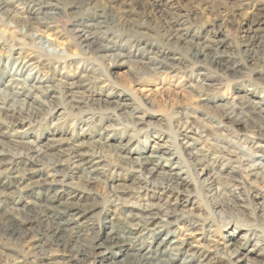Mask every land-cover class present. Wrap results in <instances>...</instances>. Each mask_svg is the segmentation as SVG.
Segmentation results:
<instances>
[{
    "label": "rangeland",
    "instance_id": "1",
    "mask_svg": "<svg viewBox=\"0 0 264 264\" xmlns=\"http://www.w3.org/2000/svg\"><path fill=\"white\" fill-rule=\"evenodd\" d=\"M0 5V79L5 75L6 81L11 72L18 73L23 62L31 61L36 66L34 77L45 79L44 85L52 89L36 93V101L26 99L32 105L29 117L25 115L27 106L21 112H0V132L31 131L29 145L13 136L1 138L0 151L6 155L3 157L17 155L26 162L28 156H36L40 171L32 179L24 176L19 185L10 180L4 189L0 188V221L6 223L5 229L15 221H33L21 226L31 230L28 235L22 234L24 239L3 237L0 232V264H78L69 260L72 254L47 241L46 236L34 240L33 234L44 230L46 221L41 212L34 210L28 216L24 213L55 191L47 190L39 181L51 179L53 170L48 163L62 155L53 151L33 153V148L48 138L60 150L75 139L83 144L82 152L93 151L99 157L104 169L100 176H89L81 171L72 175L70 168L61 167L55 179L65 177L63 181L68 186L62 189L63 197L51 205L76 203L85 208L78 219L80 233L63 232L61 243L64 240L74 248L84 246L97 232L86 231L87 224L96 227L112 218V223L120 226L129 222L125 205L155 204L175 212L167 220L168 231L196 247L193 251L199 248L192 264H246L228 252L236 247L233 245L246 242L239 250L242 258L257 241L262 242L261 254L249 255L252 263L248 264H264V183H253L252 176L249 181L242 179L238 168L242 164L243 168L251 166L264 173V156L259 158L264 137L257 135H264V113H258L252 104L258 101L264 107V0H0ZM177 28L189 32L187 40L193 35L194 43L217 41L224 52L223 59L235 71L226 72L202 57L194 59L189 51L193 44L167 40L165 36ZM79 30L90 31L99 44L112 49L100 55L88 51L78 38ZM252 35L258 37L253 48L244 47ZM164 53L172 58L167 59ZM164 61L169 68L161 66ZM238 108L243 112L241 116ZM227 109L239 114L243 121L236 124L223 118ZM23 118L26 122L22 125L19 121ZM140 119L141 125H131ZM186 123L195 128L189 134L192 147L183 150L180 145ZM103 128L115 132L116 139L110 147H96L89 142L88 138ZM127 137L134 140L131 148H137V153L156 143L178 150L188 176L182 189L189 201L183 196L176 203L168 194L148 190L152 182L165 179L167 167L151 174L148 169L126 162L121 157L129 153L118 151L116 145L129 140ZM243 137L249 140L247 144L241 140ZM257 142L259 149L255 148ZM223 146L233 148L237 158L226 156ZM28 147L32 148L30 154L26 152ZM197 157L205 162L193 169ZM228 158L233 162L227 163ZM223 164L227 169L234 168L232 177L243 181L236 193L230 192L235 185L233 178L218 179L215 175ZM204 166L212 169L197 176ZM252 192L258 197H253ZM165 201L171 205L166 206ZM156 241L143 234L130 246L122 245L130 253L141 254L155 248ZM33 254L47 258L33 263ZM120 257H111L103 264L135 262L133 256L124 262L119 261Z\"/></svg>",
    "mask_w": 264,
    "mask_h": 264
},
{
    "label": "bare ground",
    "instance_id": "2",
    "mask_svg": "<svg viewBox=\"0 0 264 264\" xmlns=\"http://www.w3.org/2000/svg\"><path fill=\"white\" fill-rule=\"evenodd\" d=\"M42 2H44V1H42ZM47 4H49V3H47ZM0 7H1V5H0ZM5 12H7V11L5 10ZM44 13H45V11H44ZM2 18H3V16H2ZM46 20H47V18H46ZM98 25H99V23H98ZM88 27H90V26H88ZM88 27H86V29H89ZM82 31H80V30L77 31V34L80 33V34H78V38H80V40L83 44L82 47L86 48L88 51H93L94 54L100 55L103 53H107L112 49L111 47H109L107 45L99 44L97 42V38L95 36H93L91 33H89L90 31H87V30H85L83 32ZM183 31H184V29H182V28H177L175 30L172 29L171 33H168L167 36H165V35L164 36L167 37V40H170V41L174 39V40H176V42H184L185 44L187 43L189 45L193 44L190 47L189 51H191L192 57L194 59L202 57V58L206 59L209 63L221 68L222 70H224L226 72L228 71L229 73H233L235 71V67L229 66L230 64L228 65V60L223 59V58H225L224 57L225 55H224V52L222 50H220L221 46L219 43H216L217 41L212 42V43H206L204 45L201 44V42L200 43H194L195 37H193V35H191L192 37H189V40H187V38H185V37L189 36V32H187V31L183 32ZM35 37H36V35H35ZM256 40H258V37L256 35H252L251 37H247V41L245 42L244 47L252 49ZM203 41H205V40H203ZM262 49H263L262 52L264 53V47ZM249 52L250 51L248 50L247 53H249ZM164 55L169 60L172 58L167 53L166 54L164 53ZM252 55H254V54H252ZM120 57L122 58V56H120ZM252 58H253V56H252ZM150 61H152V60H150ZM0 62H1V58H0ZM30 62L29 63L23 62L22 65L20 66V68L18 69L19 71H17L18 73L15 74V73L11 72L10 77H8V79L6 81L4 80L5 75L0 79V112H4V115H5V112H7V114H8L10 112L13 113L16 110L18 112H21L22 110H24V107L27 106L26 109H28V110H26L25 115H26V117H29V114L30 115L33 114L32 110H30L32 105L28 104V102H26V99L29 98L31 102L36 101V97H35L36 93H40L41 90H44L46 92L47 91L50 92L52 90L50 86L44 85L45 79L43 80V79L37 78L36 76L34 77L33 71H34V69L36 70V66H34L35 65L34 62L33 63L32 62L30 63ZM161 66L162 67L166 66L169 68L170 65H168V63L166 64L164 61V62H162ZM25 70L27 73L26 74L22 73ZM71 101L74 102L75 100L72 99ZM252 104H254V108L258 113H264V107H263L262 103H260L258 101H254ZM121 106L122 105L119 104V107H121ZM240 110L241 109H239V111ZM36 111H38V110H36ZM228 111L224 112L223 118H225L226 120H228L230 122H234L236 124H240L243 121V119H241V117H240L243 113L242 110L239 112L240 116H239V114H237L231 110H228ZM24 120L25 119L23 118L22 120H20V121L18 120V121L20 122V124H22V123L26 122ZM142 121L143 120L140 119V121H138V122H132L131 125L133 127L134 126L136 127L138 125H141L143 123ZM84 123L87 124L88 128L91 127L90 122L85 121ZM193 126L194 125H191V126H190V124L188 125V123H186V126H183L184 129L182 130V132H185V133L182 134V143L180 145L183 147V150L189 149L192 147V144L189 141V139L190 140H192V139H191V136L189 134H191V133L193 134L194 128H195V127L193 128ZM111 130L112 129L103 128L102 130H100V132H97L96 135L89 137L88 138L89 142L91 144H95L96 147H110L111 141L116 139L115 138V132H113ZM30 132L31 131H28L27 129L20 131V132L17 131V132H12V133H7L5 130H3L2 132H0V143L2 142L1 138L5 137V135H6V136H13L14 138L20 139V140L23 139V141H21L20 143L24 144V145H29V141H27V140H28V138H31ZM257 133H258L257 134L258 136H260L262 138L264 137L262 132H257ZM71 134H72L71 136H73V133H71ZM241 140L246 144L249 142L247 137H243V138H241ZM262 140H264V139H262ZM133 141L134 140L131 138L129 140H126L124 143L116 145V149L118 151H122V152L125 151V152L129 153V155H128V153H125L128 156H126V155L122 156L121 155L122 159L126 160V162H128V163H132V166L137 167L139 169H144V168L146 170L148 169V171H150L151 174L156 173L157 169H159V168L163 169V167H167V169L165 170L166 174H164L165 179L162 181L152 182V184L148 187V190L152 191V192L155 191V192L161 193V194H168V198H171V199L174 198V202L176 201V203L183 196L187 198V201H189L190 197L187 196L188 195V194H186L187 192H185L182 189L184 187V185L186 184V182H188V176L186 174L185 167L181 166V163H182L181 157L182 156L177 152L178 150L173 151L172 149H170V147H168L164 144L156 143V144L152 145L149 149L137 153V150H138L137 148H135V147L131 148ZM9 142H12L13 144L19 143V142H17V140H10V139H9ZM258 144L259 143L257 142V144L255 146L256 149H259ZM82 145H83L82 143L76 142V140L74 139V142H72L70 145H65L60 150L57 148L54 141L52 139L48 138L47 140H45V143L38 144V146H36V148H33L34 155H38L40 153H48L50 151H53V153H59V155H62L61 157L57 158L56 160H51V161L49 160L50 162L48 163V165L53 170V174H51V179H47V178L43 179L42 178L43 180L39 181L41 186L45 187L47 190L52 188L53 190L55 189V191L53 192L52 195H48L44 199V201L41 202L43 204H41V203L35 204L32 208L27 207V208H31V209H28L27 211L24 212L27 216L29 214H31V212L34 210L38 213L41 212L40 214H41L42 219H44V221H46L45 226H44V230L39 231L35 235L33 234V236H32L33 239L38 240V239H40V236H46L48 238L47 241H51L53 243L55 242L57 244V245H55L56 247H61L63 250H67L70 254H72L71 256H69V260L74 261L78 264H96V263L103 264L104 262L110 261L111 257L116 258L118 256H121L119 258V261H121V262H124V261L128 260L131 256H133L134 261H135L133 264H192L191 262L194 261V258H196L195 254L198 253L199 248L196 249L197 251L196 250L193 251L196 247L194 248V246L189 245L188 242L178 239L177 236H175L170 231H168L170 223L167 220L171 216H174L175 212L173 211V209H167L166 207L163 208V206L161 207V206H159V205L157 206L155 204H153L151 206H147V205L141 206L138 204H137V206H134V203H133V205L132 204H129L127 206L125 205V208L129 209V211H126L128 214L125 216L126 218L129 219V222L124 223L120 226H116L115 224H113L112 218L111 219L110 218L109 219L103 218L104 220L99 225H97L96 227L93 224H91V225L87 224L85 226L86 231L89 229H91V230L97 229L96 230L97 232H96V234H94V236L92 235L93 237H91V238H89V240H87V243L84 246L81 245V246L74 248V247L70 246L64 240L62 243L60 242V238H62V234L65 231L74 230L75 233H77V232L80 233L81 225L78 224V219L85 213V208L78 206L79 204L76 205V203H74V204L65 203V205H64L62 202H59L56 205L57 207L51 205V204H53L54 201L59 200L61 197H63L62 189H63V187L68 186L63 181L65 179V177L63 178V180L61 179V181L56 180L55 178H57L60 175V172H61L60 170L63 169L65 166L67 168H70L72 175L76 174L77 171H81L84 174H88L89 176L90 175L91 176L92 175L93 176H100L104 171L103 167L100 166L102 161L99 159V157L97 155H95V153L93 151H90L89 153L82 152L81 151ZM229 146H231V144ZM221 149L224 151L225 155L228 154L230 156L232 155V156L236 157V153L233 151V148L229 149L227 146L226 147L223 146ZM31 150H32V148L28 147L26 149V152L28 154H30ZM261 151H262V154L259 156V158H263V156H264V150H261ZM132 153H134L136 156L131 157ZM197 154L198 153H195L194 155H197ZM3 155L6 156L5 151L1 150L0 151V188L4 189L6 183L10 184V180H15L19 185L25 177L27 178V180L32 179V178H35V176L40 173V171L38 169L39 167L37 168L38 164L35 161L36 156H28L29 160L25 162L23 160H20V157H18L17 155H16V158H9V157L7 158V157H3ZM217 159L218 158L216 156L214 158V160L216 161ZM230 159L231 158H228L225 160L227 163L233 162ZM237 161H238V159H237ZM195 162H196V164L193 165V167H194L193 169L204 165L203 162H205V161H203L202 159H199L197 157L195 159ZM241 165L238 166V168L241 170V173H242L241 178L242 179L249 181V178L252 176V178L254 179L252 181L253 183H257L258 182L257 180H260V182L264 183V173H262V171L260 169L256 168V170H255V169H252L251 166L243 168ZM61 167H63V168H61ZM228 168H230V167H228ZM211 169L212 168L204 166L203 169L201 168V171H199L200 173H198V174L196 173V174H197V176H201L204 173V171L208 170V172H209V170H211ZM133 171L137 172L134 169H133ZM215 172H217V171H215ZM233 172H235L234 168L227 169V165L223 164V165H221V169L218 170L217 173H215V175H217L218 179H221L220 177L233 178L235 185L233 184L232 189L230 190V192H232V194H233V192L236 193L237 190L241 189V187H239V185H244L243 181L232 177ZM158 174H160V173H158ZM223 174H224V176H222ZM227 180L229 181V179H227ZM236 183H238V184H236ZM252 193H255V192H252ZM253 197L257 198L258 194L255 193L253 195ZM238 200H241V199H238ZM165 202H167L166 206L171 205V203H169V201H165ZM63 215H65V216H63ZM47 220H48V222H47ZM31 222H33L32 219H28V221H24L21 223L20 222L17 223V221H15L16 224H12L11 226H8V228L5 229L6 223L3 221H0L1 235L3 237H5V235H7L11 238H13V237H17L19 239L23 238L22 234H25V232H27V235H28V233L31 230L26 229L27 227L25 225L23 228H21V226L23 224H28ZM83 232H84V230H83ZM137 232H139V234H137L135 236V234ZM143 234H147V235L153 236V238L154 237L157 238L158 242L156 241L157 243H156L155 248H153V249L147 248L141 254L136 253V252H139V251H136L137 249L134 250V251H136L134 253L133 252L130 253L127 251V249H123L122 244L130 246L132 241L136 240L137 237H139ZM87 237H88V235H87ZM26 238H28V237H26ZM245 243L246 242H241V243H237V245H233L231 243H228V245H233L234 247L236 246L234 249L232 248V250H230V252H228V253H229V255H232V257H236L237 260H240V261L245 260V262L249 263V262H251V260L249 259L250 258L249 255H260L261 254V247H263V246H262V242H260V241L255 242L252 245L253 247L249 248L247 253L241 258V257H239V250ZM140 250H142V249H140ZM199 254H201V253H199ZM30 257H32L33 260L32 259L31 260L33 263H42L43 259L47 258L46 256H43V255L37 256L35 254L31 255ZM66 257H68V256H66ZM180 257H182V258H180ZM199 261H201V260H199ZM248 263H246V264H248ZM197 264H205V263H197Z\"/></svg>",
    "mask_w": 264,
    "mask_h": 264
}]
</instances>
